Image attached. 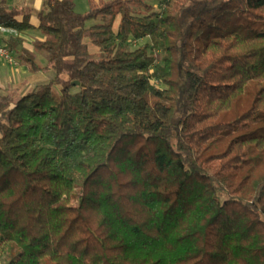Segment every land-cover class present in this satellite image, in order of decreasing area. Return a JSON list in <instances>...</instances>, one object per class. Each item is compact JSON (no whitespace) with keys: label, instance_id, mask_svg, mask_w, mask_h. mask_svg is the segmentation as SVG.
Listing matches in <instances>:
<instances>
[{"label":"trees","instance_id":"trees-1","mask_svg":"<svg viewBox=\"0 0 264 264\" xmlns=\"http://www.w3.org/2000/svg\"><path fill=\"white\" fill-rule=\"evenodd\" d=\"M158 1L0 3V261L264 264V0Z\"/></svg>","mask_w":264,"mask_h":264},{"label":"rangeland","instance_id":"rangeland-1","mask_svg":"<svg viewBox=\"0 0 264 264\" xmlns=\"http://www.w3.org/2000/svg\"><path fill=\"white\" fill-rule=\"evenodd\" d=\"M74 1L76 3V10L77 11L85 13V12H88L90 10L89 0H74ZM149 2L155 4L157 8L160 7V3L158 0H149ZM119 21H120V16H118L116 18V21L114 24L115 28L117 27ZM97 22H101V19L100 18L99 19H90L87 21V25L90 26V25L97 23ZM0 31L3 33L6 32V31H3L1 28H0ZM10 33H12V32H10ZM39 36H41L39 31L29 32V34H26V36H25V38H26L25 45L32 50L34 48L33 42ZM86 41L89 42V44H90L89 39H87ZM145 42H149V40L147 38L142 39V40H138V41L133 40L131 42V48L134 49V48L138 47V45L145 43ZM91 51L97 52L98 48L91 46ZM37 54H38V57H37L38 62L42 66L47 65V59L44 57V55L39 53V52ZM4 60H1V62H0V74L4 80L9 79L11 81V83L9 84L10 85L9 88L15 89L16 91H18L19 94H25L26 92H28V90L31 87L38 85V84H41V83L48 82L49 79L54 75V73L52 71H45V70H41L38 72L31 73L28 71V69L25 68L26 66H24V65H20L19 63L13 64V63L7 61L6 59H4ZM2 94H7V90L2 89L0 91V95H2ZM0 264H7V260H1Z\"/></svg>","mask_w":264,"mask_h":264},{"label":"crops","instance_id":"crops-1","mask_svg":"<svg viewBox=\"0 0 264 264\" xmlns=\"http://www.w3.org/2000/svg\"><path fill=\"white\" fill-rule=\"evenodd\" d=\"M1 2H6L11 7L16 6V7L23 9L25 11V13H28L30 15L31 23L33 25H36V26L38 25V20H39L38 14L41 10H43L45 8V0H0V3ZM20 19H21V17H20ZM36 31L37 30H33V32H36ZM11 34L12 33H10V31H6L5 33L0 31V43H5L4 39H7L8 36ZM1 60H4V59L2 57H0V62H1ZM25 68L27 69V67H25ZM10 83H11V81L9 79L4 80L0 74V91L2 89H6V88L10 87V85H9Z\"/></svg>","mask_w":264,"mask_h":264},{"label":"built area","instance_id":"built-area-1","mask_svg":"<svg viewBox=\"0 0 264 264\" xmlns=\"http://www.w3.org/2000/svg\"><path fill=\"white\" fill-rule=\"evenodd\" d=\"M3 31H10L12 33H17L14 29L4 28L1 27ZM0 57L6 59L7 61L17 64V61L14 57V55L9 51L7 46L4 43H0Z\"/></svg>","mask_w":264,"mask_h":264},{"label":"water","instance_id":"water-1","mask_svg":"<svg viewBox=\"0 0 264 264\" xmlns=\"http://www.w3.org/2000/svg\"><path fill=\"white\" fill-rule=\"evenodd\" d=\"M74 83H75V84H78L79 82H78V81H75Z\"/></svg>","mask_w":264,"mask_h":264}]
</instances>
